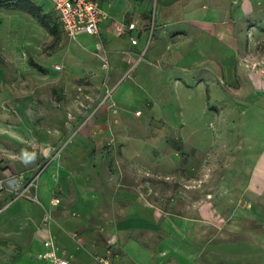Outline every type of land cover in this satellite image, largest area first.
Instances as JSON below:
<instances>
[{"label":"crops","instance_id":"crops-1","mask_svg":"<svg viewBox=\"0 0 264 264\" xmlns=\"http://www.w3.org/2000/svg\"><path fill=\"white\" fill-rule=\"evenodd\" d=\"M98 1L108 16L101 23L100 36L80 34L94 36L95 41L87 46L79 44V49L95 53L103 44L110 60L107 77L115 81V87L138 61L140 46L149 36L150 13L146 14L137 0ZM164 2L156 26L159 36L151 47L153 56L177 65L187 60L188 67L212 60L219 64L216 70L220 73H214L215 77L236 78L238 66L255 48V41L247 39L248 29L257 34L259 25L251 22L261 13L264 2L259 9L255 0H210L209 6L202 0ZM53 9L60 18L54 3ZM203 9L221 18H199ZM45 13L50 27L51 14ZM134 21L136 29L116 34L118 22ZM195 29L198 35L218 40L214 43L219 46L214 47L211 40L200 46ZM133 37L137 44L132 43ZM172 41L177 42L175 48ZM162 43L167 45L161 48ZM223 46L236 53L229 63L223 60ZM82 60L80 66H87L88 60ZM16 107L27 108L24 103H16ZM72 108L50 109L51 113L42 114L44 124L35 112L0 115V179L16 178L25 183L40 173L39 201L26 197L14 200L11 190L0 192V208L6 207L3 212L16 202L28 201L16 219L19 224L0 230V251L7 255L6 264H53L37 256L47 250L45 242L50 239L70 264H101L103 256L110 257L113 264H262L264 244L241 241L233 246L225 235L220 238L212 223L226 220L225 216L213 214L201 219L154 205L147 192L149 181H138L139 171L125 167L130 162L124 145L129 143L127 135L114 136L112 143L104 133L119 120L108 118V109L101 105L88 125L81 108ZM50 126L53 131H41ZM115 141L120 144L117 150ZM240 191L254 206L256 220L264 221V158ZM55 197L61 198L59 205H53Z\"/></svg>","mask_w":264,"mask_h":264},{"label":"rangeland","instance_id":"rangeland-1","mask_svg":"<svg viewBox=\"0 0 264 264\" xmlns=\"http://www.w3.org/2000/svg\"><path fill=\"white\" fill-rule=\"evenodd\" d=\"M34 1L50 12V27L24 5L0 4V115L35 112L44 124L45 112L62 107L68 111L73 106V111L81 108L90 125L103 105L108 118L119 120L104 133L112 143L114 136L127 135L129 143L124 145L130 162L125 167L139 171L138 181H149L147 192L154 205L201 219L225 216L226 220L212 223L221 239L225 235L233 246L241 241L264 244V221L256 220L254 206L240 191L264 158V6L251 22L259 25L257 34L248 29L247 39L255 41V48L248 51L231 80L214 76L219 64L212 60L188 67L187 60L177 65L154 57L151 47L159 36L156 26L165 2L137 0L150 13L149 36L140 46L138 61L114 87L98 53L79 49V44H93L95 37L82 34L75 42L53 3ZM203 1L210 5V0ZM255 1L258 9L262 7L264 0ZM199 18L216 20L221 15L203 9ZM195 30L200 46L209 40L219 46L214 43L218 40ZM166 45L162 43L161 48ZM222 54L228 63L236 55L229 46L222 47ZM82 59L88 60L87 66H80ZM16 103L27 108L17 109ZM49 129L54 127L41 131ZM115 144L117 150L120 144ZM24 202L28 203L23 199L0 214V230L19 224L16 219ZM6 256L0 251V264H6ZM260 263L264 264V254Z\"/></svg>","mask_w":264,"mask_h":264},{"label":"built area","instance_id":"built-area-1","mask_svg":"<svg viewBox=\"0 0 264 264\" xmlns=\"http://www.w3.org/2000/svg\"><path fill=\"white\" fill-rule=\"evenodd\" d=\"M54 3L56 11L60 15V18L64 24V27L68 35L77 39L81 33H88L91 35L100 36L101 23L108 16L106 9L102 6L98 0H50ZM136 22L124 23L118 22L115 26L116 34L122 35L130 30L136 29ZM132 43L137 44L138 39L132 38ZM98 55L104 63V67L110 66V60L105 51L103 44L99 45ZM59 68H61L59 66ZM40 173L33 178L27 180L25 183H21L18 179H0V192L4 190H11L15 193L16 198L29 197L37 200L38 193L34 190H38ZM53 205H59L61 203L60 197H55L52 200ZM6 207L0 208V214ZM47 248L46 251L38 254L41 259L51 261L53 264H70V260L66 254L60 253L58 247L53 239L45 242ZM99 262L101 264H113L110 257H100Z\"/></svg>","mask_w":264,"mask_h":264},{"label":"trees","instance_id":"trees-1","mask_svg":"<svg viewBox=\"0 0 264 264\" xmlns=\"http://www.w3.org/2000/svg\"><path fill=\"white\" fill-rule=\"evenodd\" d=\"M0 4H21L24 5L26 10L39 18L46 26H49L48 15L44 12L43 8L38 5L34 0H0Z\"/></svg>","mask_w":264,"mask_h":264}]
</instances>
